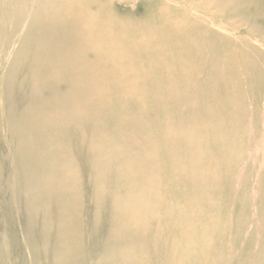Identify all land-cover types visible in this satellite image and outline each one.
<instances>
[{
	"label": "rangeland",
	"instance_id": "obj_1",
	"mask_svg": "<svg viewBox=\"0 0 264 264\" xmlns=\"http://www.w3.org/2000/svg\"><path fill=\"white\" fill-rule=\"evenodd\" d=\"M248 42L254 50L264 52V44ZM194 79L201 81L202 75ZM121 86L116 88L123 92L128 89ZM102 88L101 95L107 97L100 104L104 110L100 106L101 111L95 106V109L77 106L79 110H68L66 133H52L53 161L45 162L36 176H24L23 168L19 176H13L9 168L11 149L0 144L2 261L5 264H264V91L261 98L241 84L236 92L232 88L227 90L221 103L216 102L210 91L201 89L197 100L188 97L182 103H169L170 107L164 108L168 112L165 117L145 116L136 108L139 117L136 118L113 86ZM0 101V136L6 139L4 126L10 124L7 122L10 119L1 106L8 109L10 118L11 114L23 118L26 104L14 95ZM31 116L25 123L27 134L31 131V136L39 138L40 130L32 125L35 119L32 122ZM76 116L81 119H73ZM19 117L11 123L21 124ZM70 117L74 122L70 123ZM211 130H215L212 144L201 147L202 153L197 154L200 157L196 148L189 150V143L199 145ZM196 133L198 136L194 137ZM165 141L171 143L162 147L164 153L156 157L155 148L164 146ZM174 147L179 151L176 163L172 160L177 155ZM103 157L110 158L109 162ZM60 164L65 165L62 168ZM71 177H75V182ZM66 181L68 185L64 184ZM118 214L120 217L116 218Z\"/></svg>",
	"mask_w": 264,
	"mask_h": 264
},
{
	"label": "bare ground",
	"instance_id": "obj_2",
	"mask_svg": "<svg viewBox=\"0 0 264 264\" xmlns=\"http://www.w3.org/2000/svg\"><path fill=\"white\" fill-rule=\"evenodd\" d=\"M248 41L264 44V0H0V98L14 95L26 104L23 118L19 114H11L10 118L8 109L1 106L10 124L4 126L8 136H0V144L11 149L8 152L12 175L19 176L23 168L24 176H36L45 162L53 161L52 133H66L68 110L99 108L107 100L106 94L100 93L102 86H113L136 118V108L145 116L165 117L168 112L164 108L170 107L169 103H182L188 97L197 100L201 89L210 91L216 102L222 103L227 90L232 88L236 92L244 84L263 98L264 52L254 50ZM199 75L201 81L194 79ZM238 75L242 76L240 80ZM121 85L128 89L118 90L116 87ZM100 108L97 110L101 111ZM90 114H86L88 118ZM26 115H32V122L35 119L32 125L40 130L39 138L31 136V131L27 134ZM19 116L21 124L11 123L12 119L18 121ZM77 118L73 119H81ZM214 132H205L199 145L189 143V150L196 148V155H200L203 145L212 144ZM179 138L177 142L181 141ZM170 143L165 141L164 146H157L155 156L162 155L161 148ZM242 146L245 147L244 143ZM174 151L177 155L172 160L176 163L179 151L175 147ZM61 164L63 168L65 164ZM64 184L68 185L67 181ZM119 217L118 214L116 218ZM0 264H5L1 258Z\"/></svg>",
	"mask_w": 264,
	"mask_h": 264
}]
</instances>
